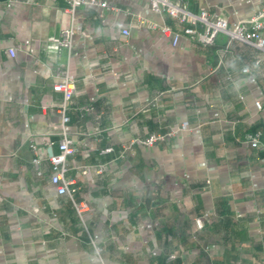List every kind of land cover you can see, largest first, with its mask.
Instances as JSON below:
<instances>
[{"label": "crops", "instance_id": "0c3cea01", "mask_svg": "<svg viewBox=\"0 0 264 264\" xmlns=\"http://www.w3.org/2000/svg\"><path fill=\"white\" fill-rule=\"evenodd\" d=\"M102 1L113 10L0 1V264H264V151L245 142L260 132L264 145V55L223 35L213 46L186 37L174 46L151 27L174 21L148 1ZM174 1L230 23L262 8L260 0ZM70 28L71 50L59 52ZM257 60L255 81L235 93L230 63ZM57 67L76 85L67 177L75 200L88 204L83 221L51 183L62 139ZM184 124L162 144L124 151Z\"/></svg>", "mask_w": 264, "mask_h": 264}, {"label": "built area", "instance_id": "2783aa9c", "mask_svg": "<svg viewBox=\"0 0 264 264\" xmlns=\"http://www.w3.org/2000/svg\"><path fill=\"white\" fill-rule=\"evenodd\" d=\"M67 4V11L74 13L81 7H99L102 10H113L107 2L102 0H65ZM141 1V0H135ZM150 3L151 9L154 13L162 16L169 17L174 21V26L170 25H151L153 29L160 30L165 36L171 37L173 45L176 46L182 37L197 42L204 47L215 45L217 38L220 35L225 36L228 39V43H242L257 49L264 55V0H260L262 8L256 12L252 17L246 20L230 23L225 18H221L215 14H212L208 10H200L193 12L190 8V4L185 1L174 0H146ZM103 17V14H100ZM140 26L146 24V20L143 18L138 19ZM125 35H128V31H124ZM76 32L73 28L62 31L58 47L59 52L62 50H71L73 39ZM9 54L15 57V50H10ZM256 62L260 63V60ZM53 90L62 94V103L58 108V112L62 118V139L60 140L59 153L50 157L49 162L52 166L53 174L51 177V183L56 187L59 195L68 196L74 206V209L80 219L83 221L84 214L89 210L86 202H77L75 200V194L77 192L76 182L67 177L69 171L67 166L68 156L75 153L73 147V141L69 137L65 128L70 122L69 116L70 105L72 99L76 93V85L73 80L70 79V75L67 69L63 67H57L53 72ZM256 107L261 110L262 105L257 102ZM93 107L84 108V112H92ZM187 124L182 127H174L171 131L165 134H153L145 139H136L131 142L130 145L124 147L126 152L133 146L138 144L146 147H154L166 142L169 138L174 136L180 130H185ZM262 134L247 133L245 136V142L249 144L253 149L258 151H264V145L261 142ZM32 149L36 152L37 147L32 145ZM112 149H108L106 152H111ZM35 163H39L38 159H34ZM208 218V215H204L202 218L196 219V223L200 229L203 228V220ZM98 254L100 249L96 248ZM175 255L169 257V261L174 260Z\"/></svg>", "mask_w": 264, "mask_h": 264}, {"label": "clouds", "instance_id": "9594fccd", "mask_svg": "<svg viewBox=\"0 0 264 264\" xmlns=\"http://www.w3.org/2000/svg\"><path fill=\"white\" fill-rule=\"evenodd\" d=\"M236 60L241 58L237 57ZM234 71L238 70V75L236 79L232 81V89L235 93L239 94L241 81L244 82H254L256 79L255 72L261 70V64L259 62L255 63H243L238 65L235 61L231 62L229 65Z\"/></svg>", "mask_w": 264, "mask_h": 264}, {"label": "water", "instance_id": "95a60500", "mask_svg": "<svg viewBox=\"0 0 264 264\" xmlns=\"http://www.w3.org/2000/svg\"><path fill=\"white\" fill-rule=\"evenodd\" d=\"M0 1H3V0H0Z\"/></svg>", "mask_w": 264, "mask_h": 264}]
</instances>
